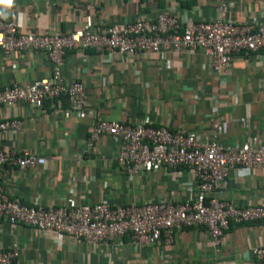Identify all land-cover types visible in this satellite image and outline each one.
<instances>
[{"label":"crops","instance_id":"crops-1","mask_svg":"<svg viewBox=\"0 0 264 264\" xmlns=\"http://www.w3.org/2000/svg\"><path fill=\"white\" fill-rule=\"evenodd\" d=\"M222 0H14L0 6L4 17L25 31L64 34L86 26L103 28L154 19L162 12L180 19L212 21ZM228 20L264 23V0H223ZM202 50L132 54L68 50L61 71L67 82L85 87L88 115L81 118L67 97L41 107L16 102L0 106V120L20 121L17 133H5L4 147L25 149L40 157L33 168H2L9 196L43 206H76L107 202L127 205L194 197L196 177L186 166L139 172L132 179L118 168L119 143L101 137L88 145L97 119L135 125L149 118L157 126L191 130L208 138L219 128L224 145L264 142V51L232 57L228 73H217ZM16 67L13 68L12 65ZM50 73L44 53L0 52V89L32 83ZM218 197L240 205L264 200V166L229 172ZM0 243L20 250L14 264H264L252 257L264 245V221L231 223L214 249L205 228H183L173 244H139L125 235L115 242L92 245L69 235L38 232L0 216Z\"/></svg>","mask_w":264,"mask_h":264},{"label":"built area","instance_id":"built-area-1","mask_svg":"<svg viewBox=\"0 0 264 264\" xmlns=\"http://www.w3.org/2000/svg\"><path fill=\"white\" fill-rule=\"evenodd\" d=\"M226 5L223 0L220 2L218 18L212 21H194L185 16L180 19L162 12L154 19L139 17L103 28L86 26L68 34L23 32L13 19L0 16V52L35 50L44 53L50 63L48 76L26 85L14 82L0 89V106L10 108L16 102H23L41 107L47 100L65 96L79 117L87 116L84 85L79 81L67 82L61 71L66 52L74 48H93L110 54L200 49L211 59L212 69L227 74L234 55L264 51V23L228 20ZM20 126L15 118L0 120V216L11 224L29 225L40 233L69 235L92 245L115 242L125 235L139 244L170 245L180 229L205 228L213 248L217 249L231 223L264 221V200L257 205H240L217 195L226 188L232 169L264 166V142L224 145L219 141V128L210 137L200 138L191 130L157 126L147 117L135 125L97 119L88 145L101 137L115 139L119 143L116 165L130 179L139 172L186 166L195 173L194 197L179 203L159 200L127 205L98 202L45 207L37 199L27 202L9 196L2 182V168H33L40 161L33 152L3 146L5 133L15 134ZM19 254L16 244L4 247L0 243V264H14ZM251 254L255 260L264 261V245L253 246Z\"/></svg>","mask_w":264,"mask_h":264},{"label":"clouds","instance_id":"clouds-1","mask_svg":"<svg viewBox=\"0 0 264 264\" xmlns=\"http://www.w3.org/2000/svg\"><path fill=\"white\" fill-rule=\"evenodd\" d=\"M14 0H0V6H7L11 7L13 5ZM6 13L3 11H0V16H5Z\"/></svg>","mask_w":264,"mask_h":264},{"label":"trees","instance_id":"trees-1","mask_svg":"<svg viewBox=\"0 0 264 264\" xmlns=\"http://www.w3.org/2000/svg\"><path fill=\"white\" fill-rule=\"evenodd\" d=\"M65 97V96H64Z\"/></svg>","mask_w":264,"mask_h":264}]
</instances>
